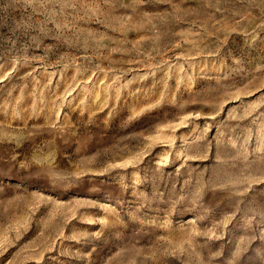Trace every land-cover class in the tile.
I'll return each mask as SVG.
<instances>
[{"label": "rangeland", "instance_id": "1", "mask_svg": "<svg viewBox=\"0 0 264 264\" xmlns=\"http://www.w3.org/2000/svg\"><path fill=\"white\" fill-rule=\"evenodd\" d=\"M0 264H264V0H0Z\"/></svg>", "mask_w": 264, "mask_h": 264}]
</instances>
